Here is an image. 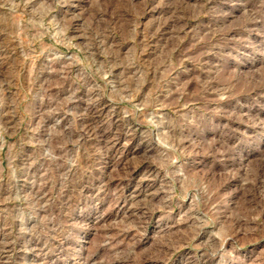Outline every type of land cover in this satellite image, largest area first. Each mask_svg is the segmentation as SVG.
<instances>
[{
	"label": "rangeland",
	"instance_id": "rangeland-1",
	"mask_svg": "<svg viewBox=\"0 0 264 264\" xmlns=\"http://www.w3.org/2000/svg\"><path fill=\"white\" fill-rule=\"evenodd\" d=\"M0 264H264V0H0Z\"/></svg>",
	"mask_w": 264,
	"mask_h": 264
},
{
	"label": "bare ground",
	"instance_id": "bare-ground-1",
	"mask_svg": "<svg viewBox=\"0 0 264 264\" xmlns=\"http://www.w3.org/2000/svg\"><path fill=\"white\" fill-rule=\"evenodd\" d=\"M93 128V127H92Z\"/></svg>",
	"mask_w": 264,
	"mask_h": 264
}]
</instances>
